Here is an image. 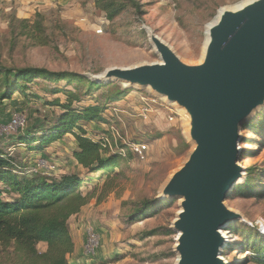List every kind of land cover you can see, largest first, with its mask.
<instances>
[{
	"label": "rangeland",
	"instance_id": "obj_1",
	"mask_svg": "<svg viewBox=\"0 0 264 264\" xmlns=\"http://www.w3.org/2000/svg\"><path fill=\"white\" fill-rule=\"evenodd\" d=\"M252 1L136 0L110 21L95 0H69V6H46L35 12H23L15 0H0V68H44L76 73L86 80L70 83L39 79L30 85L26 95L17 92L9 100L3 98L8 88L0 75V127H8L17 116L25 119L23 130L0 136V146L29 175L42 173L55 180L74 175L84 180L82 191L90 196V201L69 225L71 233L83 234L84 244L89 228L100 235L97 256L86 259L88 264H178L175 223L182 201L162 200L161 192L194 148L188 121L175 107L166 105L175 113L174 122L168 120L165 111L145 118L139 97H152L147 89L121 82L100 83L98 77L115 68L159 63L151 33L185 64L200 65L206 52L208 27L221 10L236 9ZM38 14L47 29L36 40L26 35L21 23L32 24ZM87 81L103 87L90 90ZM60 88L62 92L56 95L50 92ZM65 90L76 92L80 98L74 103L75 110L92 105L106 109L107 122L81 123L90 139L97 143L102 135L112 139L110 129L115 126L125 139L147 144V160L139 161L127 151L125 161L114 173H92L77 164L74 154L79 150L78 143L72 135H65L44 149L51 161L39 156L30 158L31 152L17 144L16 139L54 127L64 110L52 103L60 100L66 104ZM263 115L264 107L240 129L243 151L238 162L244 176L235 188L242 189L234 188L224 204L247 224L242 220L231 222L222 230L230 241L222 253L229 264H264V237L255 229L258 222L264 221V136L257 134L254 122L262 118L260 122L264 123ZM146 202L151 206L142 210ZM38 249L44 252L46 245L41 243Z\"/></svg>",
	"mask_w": 264,
	"mask_h": 264
},
{
	"label": "water",
	"instance_id": "obj_2",
	"mask_svg": "<svg viewBox=\"0 0 264 264\" xmlns=\"http://www.w3.org/2000/svg\"><path fill=\"white\" fill-rule=\"evenodd\" d=\"M207 36L200 65L185 64L151 33L161 63L115 68L98 77L100 83L147 89L188 121L194 148L161 192L162 200L182 201L175 223L178 264H224L220 230L231 222L247 224L224 201L244 176L240 129L264 107V0L221 10Z\"/></svg>",
	"mask_w": 264,
	"mask_h": 264
},
{
	"label": "trees",
	"instance_id": "obj_3",
	"mask_svg": "<svg viewBox=\"0 0 264 264\" xmlns=\"http://www.w3.org/2000/svg\"><path fill=\"white\" fill-rule=\"evenodd\" d=\"M121 1L118 3V0H95V5L106 13L108 20L113 21L126 11L127 4L136 3V0ZM43 21L42 15L38 14L32 24L29 21H23L21 24L27 32L26 35L38 40L46 33L47 28ZM0 75L8 88L3 98L9 100L17 92L26 95L30 85L39 79L70 83L86 81L76 73L53 72L36 67H1ZM87 83L90 90L103 87L93 82ZM109 86L111 85H105ZM62 90L52 89L50 92L56 95ZM65 93L66 104H62L60 100L52 103V106L64 110L58 118V123L47 132L36 131L34 135L30 132L20 135L16 139L17 144L26 146L31 153H38L63 136L72 135L78 143L79 150L74 157L80 166L92 173H114L125 158L119 154L108 153L99 143L88 137L86 128L81 125L107 122L106 109L92 105L75 110L74 103L79 102L80 98L76 92ZM261 119L254 122L257 123V134L264 136V123L260 122ZM42 133L47 134L40 135ZM36 134L40 137H36ZM23 169L0 146V264H74L70 262L75 245L69 223L89 204L90 196L84 195L82 191L84 180L74 175H63L59 180L49 179L41 174L29 175ZM248 171L252 172L254 169ZM246 184L250 186L251 180ZM6 196L12 198L6 199ZM150 206V203L146 202L142 210ZM41 243L47 246L44 252L38 249Z\"/></svg>",
	"mask_w": 264,
	"mask_h": 264
},
{
	"label": "built area",
	"instance_id": "obj_4",
	"mask_svg": "<svg viewBox=\"0 0 264 264\" xmlns=\"http://www.w3.org/2000/svg\"><path fill=\"white\" fill-rule=\"evenodd\" d=\"M140 106L141 115L147 118L148 114L158 113L160 111H165L168 113V120L174 122L176 119L175 113L158 101L154 97H148L146 95H141ZM140 115V116H141ZM25 126V119L23 116H17L11 121L8 127H0V136L9 134L11 131L17 132L23 130ZM112 139H109L105 135H102L100 141L98 142L103 149L108 151L110 154H119L124 158L127 157V151L130 152L137 160L146 161L149 153V147L146 143L140 142L138 140L126 139L121 135L119 129L115 126L111 127ZM124 144V147L122 146ZM45 164V163H44ZM46 165V164H45ZM49 175V174H48ZM51 176V175H49ZM259 232L264 235V221L257 223ZM100 245V235L94 229L87 230L86 242L83 249V257L87 260H91L97 256V250Z\"/></svg>",
	"mask_w": 264,
	"mask_h": 264
},
{
	"label": "crops",
	"instance_id": "obj_5",
	"mask_svg": "<svg viewBox=\"0 0 264 264\" xmlns=\"http://www.w3.org/2000/svg\"><path fill=\"white\" fill-rule=\"evenodd\" d=\"M68 1L69 0H20V1L19 0L18 1L15 0V3L17 5L19 4L22 7V11L23 12L25 10L26 11L27 10H31V12H35L36 9L41 10L40 8H44L46 6H54V7H56L57 5L69 6L70 3ZM32 7H34V8H32ZM45 152L46 151H43V152H40V153L39 152L38 153H31L33 155L30 154L29 157L33 158V157H38L39 156L41 158H46V159L51 161L52 159H50L49 156L47 155V153H45ZM40 174L43 175L42 173H40ZM81 213H83V210H82ZM71 236H72L73 241L75 243V252H74V254L71 257V263H74V264H88L87 261L85 260V258L83 257V249H84L83 234L80 231H75V232L71 233ZM46 249H47V246H46Z\"/></svg>",
	"mask_w": 264,
	"mask_h": 264
},
{
	"label": "bare ground",
	"instance_id": "obj_6",
	"mask_svg": "<svg viewBox=\"0 0 264 264\" xmlns=\"http://www.w3.org/2000/svg\"><path fill=\"white\" fill-rule=\"evenodd\" d=\"M159 63H161V60H160V62ZM259 110V109H258ZM256 112V111H255ZM254 112V113H255ZM242 148H241V146H240V144H239V156H241V153H242ZM220 233L222 234V236H223V238H224V240H225V243H224V245L222 246V248L220 249V252L221 253H223V249L225 248V247H227V245H228V243H230V241L228 240V237L224 234V232L222 231V230H220ZM219 259L224 263V264H229L223 257H222V255H220L219 256Z\"/></svg>",
	"mask_w": 264,
	"mask_h": 264
}]
</instances>
